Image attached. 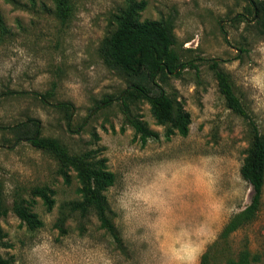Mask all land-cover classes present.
<instances>
[{"label":"rangeland","instance_id":"1","mask_svg":"<svg viewBox=\"0 0 264 264\" xmlns=\"http://www.w3.org/2000/svg\"><path fill=\"white\" fill-rule=\"evenodd\" d=\"M145 1L141 20L171 22L186 64L153 88L176 96L190 113L186 136L167 138L147 100H124L134 79L100 54L127 0H72L68 21L56 17L52 0H0L7 27L0 32L4 199L10 207L16 197L34 199L44 221L31 230L13 210L1 220V252L16 264H201L207 252L206 264H227L247 249L261 256L253 264H264V193L257 217L220 240L229 219L251 202L240 171L251 134L248 120L227 107L212 68L217 61L229 73L264 135V12L255 13L252 0ZM125 104L160 137L143 143L126 122ZM23 123L28 135L57 138L71 153L107 158L116 181L106 195L120 242L94 213L67 209L79 199L76 172L67 183L57 158L35 147L23 127L14 130ZM38 186L54 190L52 210L33 194ZM63 210L64 230L57 224Z\"/></svg>","mask_w":264,"mask_h":264},{"label":"trees","instance_id":"2","mask_svg":"<svg viewBox=\"0 0 264 264\" xmlns=\"http://www.w3.org/2000/svg\"><path fill=\"white\" fill-rule=\"evenodd\" d=\"M15 2V0H6ZM53 12L62 21H68L73 15L72 0H52ZM256 3L255 13L264 12V0H252ZM145 0H127L126 4L114 14L111 26L104 37L100 54L105 62L113 69L133 78V83L121 94L123 99H128L132 104L147 100L156 123L165 126V135H188L192 122L190 113L184 108L182 102L176 96L164 90L153 93L156 79H164L169 74L175 73L181 66L186 64L181 61L179 53L174 48L175 37L173 24L166 20H141V13L146 8ZM0 32L6 33L7 27L0 13ZM219 63L214 61L212 68L220 93L223 95L226 105L233 112L248 120L250 125V144L247 154L241 166V175L252 187L251 202L245 209L234 214L225 225L220 240L227 241L229 236L251 223L262 208L264 193V135L251 117L242 99L237 94L234 83L228 72L220 69ZM180 74V73H179ZM50 94V93H49ZM112 97H106L102 103H109ZM101 106V105H100ZM124 112L126 122L130 124L143 143L149 139H157L160 134L152 130L138 113H132L130 107L125 104ZM24 128L31 143L42 150L53 154L59 161L60 170L67 183L71 181L70 171L76 172L79 181L77 194L79 199L67 204L70 212H78L82 216L94 213L100 222V226L112 234L120 242V236L111 215L110 205L106 191L114 185L116 175L109 170L107 158H98L93 151L83 153H71L65 144L53 137H42L36 133L28 135L29 124L23 123L14 128L18 131ZM38 132V123H35ZM19 139V138H18ZM34 195L43 198L48 210L55 205L53 198L54 190L48 186H38L33 190ZM34 199L28 200L21 196L16 197L13 205H7L4 199V187L0 178V264H16L12 257L2 254L1 248L5 246L6 233L1 220L11 210L31 230L42 227L44 221L34 211ZM67 216L64 210L58 219V227L64 230ZM228 238V239H227ZM218 244V241H216ZM215 243V244H216ZM208 252L202 257L201 264H206ZM261 261V256L251 250H244L234 258L230 257L227 264H253Z\"/></svg>","mask_w":264,"mask_h":264}]
</instances>
